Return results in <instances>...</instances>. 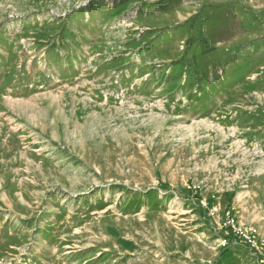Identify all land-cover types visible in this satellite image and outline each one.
<instances>
[{
    "label": "rangeland",
    "instance_id": "obj_1",
    "mask_svg": "<svg viewBox=\"0 0 264 264\" xmlns=\"http://www.w3.org/2000/svg\"><path fill=\"white\" fill-rule=\"evenodd\" d=\"M0 264H264V0H0Z\"/></svg>",
    "mask_w": 264,
    "mask_h": 264
},
{
    "label": "built area",
    "instance_id": "obj_2",
    "mask_svg": "<svg viewBox=\"0 0 264 264\" xmlns=\"http://www.w3.org/2000/svg\"><path fill=\"white\" fill-rule=\"evenodd\" d=\"M215 209L211 211L213 214ZM221 227L231 231V233L235 234L238 237L245 238L249 243H252L254 235L250 233V230L244 232L240 227L236 225V220L232 214L225 213L223 216V220L221 223Z\"/></svg>",
    "mask_w": 264,
    "mask_h": 264
},
{
    "label": "trees",
    "instance_id": "obj_3",
    "mask_svg": "<svg viewBox=\"0 0 264 264\" xmlns=\"http://www.w3.org/2000/svg\"><path fill=\"white\" fill-rule=\"evenodd\" d=\"M232 235L236 238L237 236H235L233 233H232ZM238 238H240V237H238Z\"/></svg>",
    "mask_w": 264,
    "mask_h": 264
}]
</instances>
